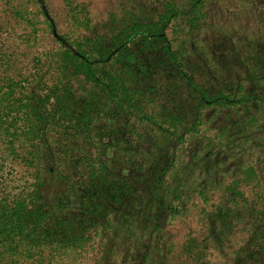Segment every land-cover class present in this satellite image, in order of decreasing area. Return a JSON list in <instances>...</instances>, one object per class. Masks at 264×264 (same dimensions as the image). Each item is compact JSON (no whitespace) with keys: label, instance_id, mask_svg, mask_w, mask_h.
Wrapping results in <instances>:
<instances>
[{"label":"trees","instance_id":"16d2710c","mask_svg":"<svg viewBox=\"0 0 264 264\" xmlns=\"http://www.w3.org/2000/svg\"><path fill=\"white\" fill-rule=\"evenodd\" d=\"M38 1L43 3V0ZM226 1L228 3V0H103V15L98 18H93L96 16H92L86 3H76L71 17L78 11L76 7L82 11L81 31L77 29L74 37L57 36L60 47L48 60L54 71L53 82L44 85L36 69L21 82L3 79L6 103L2 105L0 100V133L1 128L9 129L17 122L18 128L39 139L31 191L11 201L0 198V264H40L48 256L80 246L87 231L79 228L90 216H66L72 209L63 203L56 205L52 200L53 195L62 192L73 194L82 212L90 210L98 218V225L92 230L105 224V229L116 232L121 242H137L134 248L144 246L143 255L149 264L150 253L156 252L153 239L165 231L160 214L177 212L178 205L170 199L185 195L187 189L179 190L171 185L165 175L162 155L156 156L153 151L145 156L138 169L124 166L119 153L125 139L120 135L112 137L118 128L111 122L106 123L104 118L111 111L119 116L127 115L129 108L133 113H137L134 109L141 108L144 119L154 120L158 117L155 110L164 105L170 112L164 118L170 127L168 138L172 134V138H180L176 144H184L195 132L178 131L186 119V114H181L180 102V96L188 94L185 87H192L189 96L202 98L204 102L211 100L219 113L227 107L238 111V107L244 105L264 103V95L256 93L243 94L241 99L237 97V91L247 81L256 91L264 90L261 76L264 75V0L237 3L240 13L257 24V29H250L246 34L232 25L222 24L221 15L219 20L210 19L211 14L207 17V10H214L215 15L226 12L227 9H223ZM213 2H219L220 8L210 7ZM44 7L36 14L45 15L48 28L52 30V19ZM244 8H251L252 13H244ZM35 23L38 22L30 25ZM168 30L174 35L172 38ZM138 40L148 41L147 46H156L162 58L153 61L151 57L142 66L155 76L150 84L142 79L138 83L140 71L133 63L139 56L128 53L129 47L135 46ZM158 43L162 45L158 47ZM140 45L143 47L144 43ZM172 66L177 70L179 81ZM230 77L236 78L233 81L236 84L224 86ZM22 82L27 83L25 89L21 87ZM35 82H41V89H33ZM78 89L83 90L77 92ZM95 89L101 91L103 105L93 103L90 95ZM180 91L183 92L179 95ZM127 92L130 94H125ZM133 93L141 97L132 98ZM174 95L176 97H172ZM38 102L47 110L53 108L57 115L47 116L45 110L39 109ZM58 122L60 127L56 128L53 123ZM138 123L143 124V120ZM256 127L262 129L263 122ZM49 129L59 130L64 135L56 137V147L45 145L48 139L45 132ZM89 134L94 135L92 140L86 138ZM216 136L221 137L216 143L223 145L222 134L218 132ZM146 138L147 135L139 132L136 139L144 141ZM70 151L73 153L68 155ZM250 170L259 177V184L264 177ZM93 175L96 180H89ZM261 189L264 190L263 185ZM262 206L264 201L260 204L232 201L224 205L220 213L226 223L217 218L209 228L211 237L220 241L227 237L236 220L249 215L253 220L257 218L254 235L246 232L245 238V247L252 244L256 249L241 255L243 264H248V260L256 263L264 257ZM140 239L145 242L139 244Z\"/></svg>","mask_w":264,"mask_h":264},{"label":"rangeland","instance_id":"374dc122","mask_svg":"<svg viewBox=\"0 0 264 264\" xmlns=\"http://www.w3.org/2000/svg\"><path fill=\"white\" fill-rule=\"evenodd\" d=\"M79 2L87 4L88 10L94 14L91 15L96 16L93 18L103 15L101 10L103 0H43V3L38 0H0V100L2 105L6 103L3 96L6 90L3 85L4 78L21 82L26 75L38 70L44 85L45 82L47 84L53 82L54 71L48 60L51 53L60 47V41L57 39L59 34L74 37L78 33L77 29L81 31L79 23L83 19L82 11L76 7L78 11L71 17L75 4ZM239 2V0H228V3L226 1L223 5V9H227L226 12L215 15L214 10H207V17L211 14L210 19L219 20L221 15L222 24L234 26L241 31V34L249 33L250 29H257L254 19H247L243 16V12L240 13ZM40 5L42 7L45 5L44 9H47L48 16L52 19V30L48 28L46 16L41 13L36 14L41 10ZM209 6L213 9L220 8V3L213 2ZM243 11L252 13L251 8L246 10L244 8ZM34 22L38 23L30 25ZM168 34L170 38L174 36L170 30ZM141 43H144L143 47ZM147 45L148 41L138 40L135 46L129 47L128 53L139 56L133 63L140 71L138 83L142 79L143 82L150 84L155 76L149 69L143 70L142 66L144 62L150 61L151 57L153 61L162 58H159L156 46ZM161 45V43L157 44L158 47ZM171 70L176 74L177 70L173 66ZM261 76L264 79V75ZM177 78L179 81L178 76ZM235 79L228 78L224 86H234ZM130 82L134 84L133 80ZM26 84L22 82L21 87L25 89ZM248 85L250 86L247 90ZM33 86V89L39 90L42 84L35 82ZM185 89L188 94L186 92L182 94L180 102L183 105L181 114H186V119L184 118L181 122L178 131L185 129L184 132H186L191 129L195 132L192 134L194 137H189L184 144L183 142L176 144L180 142V138H172V134L168 138L170 127L164 118L170 112L164 105L161 109L155 110L158 117L154 120L144 119L141 108L134 109L137 113H133L129 108L127 115L121 113L119 116L111 111L104 118L106 123L111 122L118 128V132H113L112 137L120 135L125 139L121 147L122 153H119V157L122 154L121 160L124 166L138 169L145 156L151 155L150 151H153L156 156L162 155L161 160L166 169L165 175L170 179L171 185L179 187V190L187 189L185 195L173 196L170 199L171 203L178 205L177 212L160 214L165 231L153 239L156 252L150 253L152 259L149 258V264H159L162 261L166 264H243L241 255L256 249V246L252 244L245 247L247 233L254 235L253 227L258 225L256 216L254 215L256 220H253L251 215L236 220L232 229L228 230L230 232L227 237L220 241L211 237L209 228L211 222L212 224L217 222V218L226 223L220 213L223 206L232 201L241 203L253 201L255 204L264 201V190L261 189L262 185L264 189V179L258 184L259 177H255L250 170L252 168L257 176L261 174L260 177H264V103L244 105L238 107V111H230L228 109L231 107H227L226 111L219 113L214 110V103L211 100L204 102L202 98L189 96L191 86ZM82 90L78 89L77 92ZM159 91L161 93L162 90ZM183 91L178 94L180 95ZM237 92L239 93L237 97L240 99L246 93L264 95V90L256 91L250 81L242 84ZM90 96L93 103L104 104L99 89H95ZM136 96L141 97V94H131L132 98ZM38 106L39 109L45 110L44 113L49 117L57 115L53 108L47 110V107L42 106L40 102ZM139 120H143V124L139 125ZM261 122H263V128L256 129ZM18 125L19 123L16 122L9 129L1 128L0 133V198L5 201H11L17 196H27L32 189L31 178L36 174L34 165L37 161L35 155L39 138L35 134L27 133V130L20 129V126L18 128ZM53 125L56 128L60 127L59 122ZM139 132L147 135L144 141L136 139ZM218 132L222 134L223 145L216 143L221 139L216 136ZM45 133L48 137L45 143L47 148L49 145L56 147V137L64 136L59 130L52 132L49 129ZM38 135L41 138L40 133ZM86 138L92 140L94 135L89 134ZM71 153L73 152L70 151L68 155ZM93 153L96 155V150ZM92 179L96 180L94 175L89 178V180ZM62 189H65L64 186ZM52 200L56 205L63 203L72 209L66 214L68 217L90 216L79 228V230L87 231V236L80 246L70 248L53 257L48 256L43 261L39 259L42 261L40 264H147L148 260L143 255L144 246L134 248L137 242L134 244L128 241L121 242L116 232L111 233L109 229H105L107 227L105 224H99L100 227L96 231L92 230L98 225L96 223L98 218L94 217L90 210L82 212L73 194L62 192L53 195ZM261 220L264 222V217H261ZM144 240L140 239L139 244L145 242ZM248 264H264V257L256 263L248 260Z\"/></svg>","mask_w":264,"mask_h":264}]
</instances>
